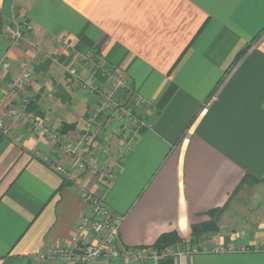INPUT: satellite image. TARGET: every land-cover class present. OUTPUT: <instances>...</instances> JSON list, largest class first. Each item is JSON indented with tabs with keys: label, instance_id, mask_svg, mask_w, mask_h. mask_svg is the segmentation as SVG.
Masks as SVG:
<instances>
[{
	"label": "crops",
	"instance_id": "obj_1",
	"mask_svg": "<svg viewBox=\"0 0 264 264\" xmlns=\"http://www.w3.org/2000/svg\"><path fill=\"white\" fill-rule=\"evenodd\" d=\"M13 19L32 29L17 44L0 32V63L10 62L0 64V111L23 98L12 82L31 65L29 111L71 139L90 122L103 127L111 145L100 162L113 166L115 179L77 172L65 181L42 156L73 160L25 121L13 123L20 143L0 131V264H32L35 253L66 245L90 213L84 188L122 217L127 247H154L175 232L176 249L233 250L187 253L174 264H264V204L231 206L264 180V0H0V24ZM72 67L98 91L82 89ZM116 75L145 101L136 109L152 123L125 153L111 115L128 102ZM216 209L218 230L193 233Z\"/></svg>",
	"mask_w": 264,
	"mask_h": 264
},
{
	"label": "built area",
	"instance_id": "obj_2",
	"mask_svg": "<svg viewBox=\"0 0 264 264\" xmlns=\"http://www.w3.org/2000/svg\"><path fill=\"white\" fill-rule=\"evenodd\" d=\"M31 29L32 26L28 22L19 21L11 22L3 27L4 34L11 44L22 41ZM84 58L86 62L94 60L90 54H86ZM2 65L7 68L10 62L4 60ZM68 72L85 91L89 93L98 91V86L92 78H83L73 67L69 68ZM32 74L33 67L26 65L14 76L13 87L23 92V98L20 103L11 104L0 111V131L20 143L21 137L15 132L13 123L19 120L25 121L31 133L44 138L50 149L57 151L62 158L73 160L72 164L67 165L53 160L49 155L42 156V160L65 181L72 180L79 172L100 173L103 179L112 182L115 179V169L113 166H103L100 162L101 157L109 154L110 133L103 127L92 128L90 122L84 131L75 134L71 139L40 115L29 113L27 108L32 101V93L27 87ZM113 80L116 88H125L128 102L132 101L131 104L127 101L118 102L111 114L113 119L120 122L123 131L120 136L121 149L125 153L131 148L138 129L150 127L152 123L145 118H140L141 112L136 108H143L146 103L141 97L134 96L136 94L130 82L123 77L117 78V75ZM106 98V100L110 99L108 96ZM103 109L104 105L97 108L98 112ZM81 196L88 204L90 213L81 218L66 245L35 253L32 256V264H96L101 260L111 261L110 264H119L121 261L135 264L152 261L154 264H161V259L168 256L180 257L187 253L208 251L221 253L233 250L232 247L221 244L212 247L200 244L187 246L185 249H176L171 246H165L162 249L155 246L127 247L121 238L122 217L111 209L105 198L88 188L82 189ZM87 234H92V239L85 242L83 239ZM243 250H249V247H244Z\"/></svg>",
	"mask_w": 264,
	"mask_h": 264
},
{
	"label": "rangeland",
	"instance_id": "obj_3",
	"mask_svg": "<svg viewBox=\"0 0 264 264\" xmlns=\"http://www.w3.org/2000/svg\"><path fill=\"white\" fill-rule=\"evenodd\" d=\"M11 22L14 23L15 20L13 19V20H10L8 22H5L3 25H0V32H2L4 34L3 27L6 26V25H8V24H11ZM0 64H2V63H0ZM7 68H9V67H7ZM21 100L18 101V102H16V103H13V104L20 103ZM32 100H33V95H32ZM31 103H32V101H31ZM10 105L11 104H9L8 106H10ZM29 106L27 108V111L29 113H31V114H35L34 112L29 111ZM19 121H21V120H19ZM251 186L252 187L249 186V189H247V191L246 190H240V191H242V195H240V194L235 195L234 198H233V201L231 203V206H233V204H238V206H242V207L247 208L249 206L252 207V206H255V205H258V204H260V205L264 204V180L263 181L256 182V183L252 184ZM239 193H241V192H239ZM228 206H227V210H229L231 208V206H229V207ZM221 213H222V211L219 213V215ZM218 216L216 218V224H217V226H218ZM208 233L209 232H207V234ZM178 245H181V243L180 242H176V243H173V244L168 245V246L178 248L177 247Z\"/></svg>",
	"mask_w": 264,
	"mask_h": 264
},
{
	"label": "trees",
	"instance_id": "obj_4",
	"mask_svg": "<svg viewBox=\"0 0 264 264\" xmlns=\"http://www.w3.org/2000/svg\"><path fill=\"white\" fill-rule=\"evenodd\" d=\"M2 25V24H0ZM69 128H71V125H66L63 124V131H67ZM222 211V209H216L214 211L211 212V220L207 223H204L200 226H195L193 227V233H198L199 231L203 230V232H209V231H217L218 230V226L216 224V218H217V214H219ZM181 238L178 236L177 233L175 232H170V233H165L163 234L155 243V247L162 249L165 246L171 245L173 243L176 242H180ZM161 264H174V259L171 256L168 257H163L161 259Z\"/></svg>",
	"mask_w": 264,
	"mask_h": 264
}]
</instances>
